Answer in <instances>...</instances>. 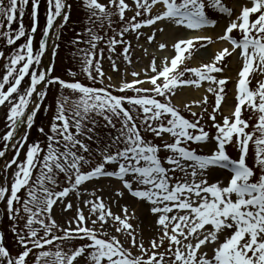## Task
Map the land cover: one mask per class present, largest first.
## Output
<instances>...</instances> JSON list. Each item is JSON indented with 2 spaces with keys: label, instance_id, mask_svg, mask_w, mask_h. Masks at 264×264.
Listing matches in <instances>:
<instances>
[{
  "label": "snow or ice",
  "instance_id": "6c2138e0",
  "mask_svg": "<svg viewBox=\"0 0 264 264\" xmlns=\"http://www.w3.org/2000/svg\"><path fill=\"white\" fill-rule=\"evenodd\" d=\"M42 3L0 0V219L18 248L0 230V264H264V0H81L87 20L71 44L91 85L72 68L66 80L43 67L72 4L46 0L41 29ZM129 33L155 49L140 45L148 63L130 73ZM100 43L117 73L122 46L118 84ZM42 110L53 112L48 131L38 128L46 142L29 143ZM57 206L70 213L64 223Z\"/></svg>",
  "mask_w": 264,
  "mask_h": 264
},
{
  "label": "rangeland",
  "instance_id": "374dc122",
  "mask_svg": "<svg viewBox=\"0 0 264 264\" xmlns=\"http://www.w3.org/2000/svg\"><path fill=\"white\" fill-rule=\"evenodd\" d=\"M75 1L78 2L77 4L79 5V8L77 10L79 20L76 21V23H78V25L76 27L70 28V29L67 28L69 26H66L62 30V38L59 41L60 50H59L58 54L56 55V57L54 58V60L56 61L55 68L58 70V71H56V75H59L66 80H71L72 78L68 75V69L72 68L74 71H77V77H76L77 79H79L82 82H86L88 85H91L92 82L87 79L86 75H84L82 72L79 71L80 65H79L78 61L76 60V58H74V56H73V53L76 51V49L71 44V41H72V39L76 38L77 33H80L83 31L85 24H86V20H87L86 12L81 5V0H75ZM40 12H41L40 25H41V29H42L44 26V23H45L46 0H45V3H42V7H41ZM79 15H81V16H79ZM129 15H131V13H129ZM25 23L26 24L29 23L28 18L25 19ZM104 31L107 32V29H105ZM145 31H147V30H145ZM41 37H42V31H38V33L36 34V39L34 41L35 45L38 46V42L41 39ZM125 39L130 40L132 42V46H133L132 53H131L133 64L127 66L128 72L130 73L133 69H135V70L142 69L148 63V58L144 55L140 45H144L145 47H150L146 43L145 37H141L139 42H137V40L135 38V34L129 33V34H126ZM22 42L23 41L18 42V43H22ZM5 47L6 46H2V49H4ZM81 47H86V45H81ZM99 47L105 49L104 59L102 62L103 63V70L105 71V73L107 75L112 77L113 83L118 84V82H116V81H120L122 79V76L124 75V69L126 66V62L122 59V57L119 56V53L122 51V46L117 47L116 54L114 55V58L117 59V63L119 64V67H120V72H118V73L113 72V70L111 68L110 61L108 60L109 53L107 51L105 44L100 43ZM210 47H209L208 51L206 53H204V58H207L208 56L211 55L212 51H210ZM49 53H50V55H52L51 50ZM47 56H48V52H46L45 56L42 58V65L44 68H47V63H46L47 62ZM54 60H52V61H54ZM53 64H54V62H53ZM233 64H234V61H233V59L230 58L229 59L230 72H231V74L235 75L236 69L238 66V61H235V64L234 65ZM53 74L55 75V73H53ZM127 79L131 80L132 79L131 75H128ZM234 81L235 80H233V82ZM233 82H230L227 86V92H228L227 104H226L227 106H228L229 102H232V104H233V97H234ZM105 83H107V81ZM255 84H256V81H255ZM95 86L99 87L101 85L96 84ZM144 87H149V85L146 84V85H144ZM201 91H203V89H201ZM56 94H57V89L56 88L51 89L50 90V96H49V99L47 100V103L51 104L53 102V98ZM66 94H69V93L66 92ZM128 94L131 95L132 93L129 92ZM195 110L199 111V109H195ZM223 111H224L225 115L229 114V112H227L225 109V105L223 106ZM43 113H44V118H43ZM43 113H40L39 123H40L41 127H44L45 130L48 131L49 125L51 122V118H52V117H50V119H49V115L53 114V112L43 111ZM245 118H248L247 115ZM41 120H43V121L41 122ZM4 131H5V110L2 109V113H0V135H2L4 133ZM36 131H37V129H36ZM44 138L46 139V137H44L41 133H39L40 141H45ZM149 138H151V137H149ZM31 142H32V139L30 141V137H29V143H31ZM159 142H160L159 140H156V143H159ZM42 144H44V143H42ZM93 147H95V145H93ZM194 147H196V146H194ZM199 151H207V148L200 147ZM12 155H14V153L9 152L7 154V159L10 160ZM21 159H23V156L21 157ZM0 163H2V162H0ZM216 175L219 176L221 179H223V175H220L219 173H216ZM9 178H11V171L9 172ZM100 187H103V189H104L103 196H104L106 201H108V198L110 196L112 197V201H115L116 198L112 192V186L109 185L108 181H104L100 185ZM72 199L75 202V196L74 195L72 196ZM109 202H111V201H109ZM124 202H125L124 200H120V204H123ZM128 203H131L130 199L128 200ZM77 206H79L78 202H77ZM112 207H113V211H117V212L119 211V208L116 206L115 203H112ZM1 209L4 210L3 204H0V210ZM55 215H56V218L59 222L64 223V221L69 217L70 213L69 214L63 213L61 208L59 206H57L55 209ZM138 215H140L141 220H143V213L138 211ZM0 224H1V222H0ZM143 227H144L145 240H147L149 235L152 234L153 229H152L151 223L148 221H144ZM14 249H15V252L18 250L16 243H15Z\"/></svg>",
  "mask_w": 264,
  "mask_h": 264
},
{
  "label": "bare ground",
  "instance_id": "6f19581e",
  "mask_svg": "<svg viewBox=\"0 0 264 264\" xmlns=\"http://www.w3.org/2000/svg\"><path fill=\"white\" fill-rule=\"evenodd\" d=\"M182 35H183V33H181ZM218 46H213L212 47V50L214 49V48H217ZM221 47V46H220ZM149 49H151V48H149ZM154 49V48H153ZM155 50V49H154ZM116 82H118V83H120L121 82V80L120 81H116ZM203 94V91H199V92H196V91H192L191 93H190V95H192V96H194V97H200L201 95ZM232 104V102H229V105H231ZM228 105V106H229ZM228 106H226V107H228ZM228 109H230V107H228ZM1 110H2V108H0V112H1ZM220 175H221V173H219ZM138 207V206H137Z\"/></svg>",
  "mask_w": 264,
  "mask_h": 264
},
{
  "label": "trees",
  "instance_id": "16d2710c",
  "mask_svg": "<svg viewBox=\"0 0 264 264\" xmlns=\"http://www.w3.org/2000/svg\"><path fill=\"white\" fill-rule=\"evenodd\" d=\"M2 46H5L2 42H0V50H2Z\"/></svg>",
  "mask_w": 264,
  "mask_h": 264
}]
</instances>
